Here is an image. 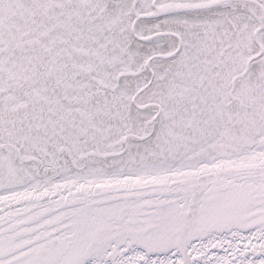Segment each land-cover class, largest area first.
I'll use <instances>...</instances> for the list:
<instances>
[{
    "label": "snow or ice",
    "instance_id": "1",
    "mask_svg": "<svg viewBox=\"0 0 264 264\" xmlns=\"http://www.w3.org/2000/svg\"><path fill=\"white\" fill-rule=\"evenodd\" d=\"M0 264H264V0H0Z\"/></svg>",
    "mask_w": 264,
    "mask_h": 264
}]
</instances>
